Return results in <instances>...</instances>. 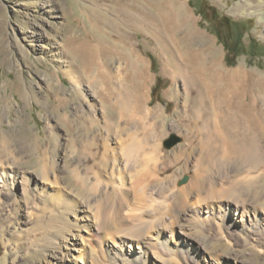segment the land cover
Masks as SVG:
<instances>
[{"label":"rangeland","instance_id":"1","mask_svg":"<svg viewBox=\"0 0 264 264\" xmlns=\"http://www.w3.org/2000/svg\"><path fill=\"white\" fill-rule=\"evenodd\" d=\"M168 1L173 19L166 30L149 20L137 30L122 15L127 0H0V159L57 176L89 198L96 189L84 173L108 165L103 156L117 150L112 136L133 138L146 149L140 171H153L151 184L163 191L217 172L233 181L232 199L264 209V153L248 162L221 152L224 84L206 71L197 51L201 33L215 42L224 66L245 65L262 75L264 0H182L183 7ZM48 2L56 17L42 10ZM174 136L178 142L170 146ZM259 143L264 151L260 134ZM132 185L126 182L119 193L132 200L138 191ZM6 220L1 214L0 264H30L27 245L37 230L19 229L28 244L10 242L13 226ZM194 234L208 238L202 230ZM235 238L216 247L232 255L255 251L247 264H264L263 239L243 246Z\"/></svg>","mask_w":264,"mask_h":264},{"label":"bare ground","instance_id":"2","mask_svg":"<svg viewBox=\"0 0 264 264\" xmlns=\"http://www.w3.org/2000/svg\"><path fill=\"white\" fill-rule=\"evenodd\" d=\"M175 3L184 6L182 0ZM170 6L168 0H127L122 15L136 29L148 26L149 20L166 30L165 25L173 19ZM41 8L57 16L49 2ZM198 37L199 59L206 71L224 84L223 112L228 113L222 118L221 152L256 161L264 153L259 143V134L264 136V107L258 105L264 73L245 65L224 66L215 42L201 33ZM173 59L183 68L177 58ZM20 94L19 88L14 90L13 98ZM111 139L117 150L103 156L108 165L84 173L96 189L89 198L79 196L57 176L50 178L46 173L20 168L13 159H0V215L6 214L7 224L13 226L8 231L10 242L28 244L19 229L37 230L27 245L34 258L30 264H98L102 258L110 264H247V255L257 256L255 251L232 255L216 247V242L223 243L231 236L240 238L243 246L249 240H264V209L232 199L236 191L232 180L217 172L208 177L198 173L187 185L163 191L157 183L151 184L153 171L139 169L145 165L142 155L146 149L133 144V138L130 143L117 136ZM69 144L59 151L58 163L66 158ZM126 182L138 185L133 201L119 193ZM197 230L207 232L208 238L195 237ZM92 239H97V244ZM177 255L181 256L179 261Z\"/></svg>","mask_w":264,"mask_h":264},{"label":"water","instance_id":"3","mask_svg":"<svg viewBox=\"0 0 264 264\" xmlns=\"http://www.w3.org/2000/svg\"><path fill=\"white\" fill-rule=\"evenodd\" d=\"M178 142V139L174 136L173 138V142L170 143V146L173 144V143H177Z\"/></svg>","mask_w":264,"mask_h":264}]
</instances>
